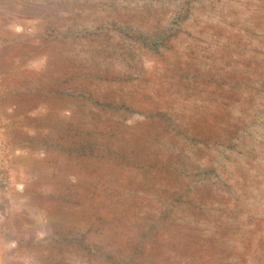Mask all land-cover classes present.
Instances as JSON below:
<instances>
[{
  "label": "rangeland",
  "instance_id": "374dc122",
  "mask_svg": "<svg viewBox=\"0 0 264 264\" xmlns=\"http://www.w3.org/2000/svg\"><path fill=\"white\" fill-rule=\"evenodd\" d=\"M0 264H264V0H0Z\"/></svg>",
  "mask_w": 264,
  "mask_h": 264
}]
</instances>
